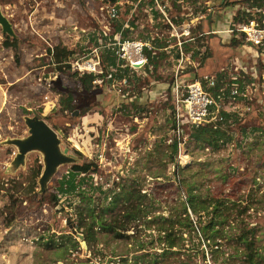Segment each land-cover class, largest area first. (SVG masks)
<instances>
[{
	"label": "rangeland",
	"instance_id": "obj_1",
	"mask_svg": "<svg viewBox=\"0 0 264 264\" xmlns=\"http://www.w3.org/2000/svg\"><path fill=\"white\" fill-rule=\"evenodd\" d=\"M238 1L0 0V11L13 31L7 35L0 26V264H121V258L127 264H147L150 258L140 261L137 244L144 243L150 254L161 253L156 243L148 244L157 239L155 223L183 199L176 164L190 170L183 177L194 182L195 193L239 206L219 227L223 238L216 241L218 246L203 243L198 254L186 252L193 255L191 261L246 264L244 245L237 240L245 229L256 241L257 261L264 264V51L228 32L240 24L233 21L243 6ZM159 5L166 7L165 14L158 12ZM115 6L118 17L113 19ZM118 26L131 41L165 38L167 52L152 75L160 82L151 86L142 70L109 80L103 62L99 70L105 76L85 89L75 69L89 60L91 50L92 59L93 51L105 55L112 50ZM9 38L16 41L18 55L5 48ZM232 38L240 43L231 45ZM178 44L182 60L176 57ZM57 46L71 52L70 68L59 69L51 62L47 50ZM207 75H223L224 86L233 78L244 87L241 98L217 101L215 118L230 115L222 126L230 140L216 150L196 144L191 128H180L183 133L178 135L170 107L175 82L201 81ZM69 96L74 109L63 110ZM24 117L45 121L61 150L75 160L57 169L44 194H39L38 184L44 168L41 154L28 153L24 165L14 170L17 149L2 144L28 135ZM174 139L178 151L170 162ZM74 165L83 172L84 199L78 192L61 196L56 190ZM120 187L145 195L140 201L145 217L129 225L128 238L116 239L96 227V241L87 244L84 227L77 228L80 214L89 207L101 213L110 191ZM247 205V212L238 216L236 211ZM183 237L186 248L198 244L195 235L192 241L187 232Z\"/></svg>",
	"mask_w": 264,
	"mask_h": 264
},
{
	"label": "trees",
	"instance_id": "obj_2",
	"mask_svg": "<svg viewBox=\"0 0 264 264\" xmlns=\"http://www.w3.org/2000/svg\"><path fill=\"white\" fill-rule=\"evenodd\" d=\"M117 1L118 0H114V3ZM237 4L243 5L241 9H238L233 17V21L237 23L251 20L259 14L261 9L264 8V0H240ZM121 28L122 26H118L115 32L120 33L122 38L126 39L124 30L121 31ZM164 39L165 38L154 39L153 49H144V54L147 57L148 64L152 67V70L149 71L148 69H145V75L143 78L146 79L151 86L157 82H160L159 76L156 75L155 77H152V75L156 73V68H158L160 60L164 58V55L167 52ZM239 43L240 41H237L235 38L231 39V45L234 46L235 44ZM247 44L250 47H253L249 43ZM4 46L5 48H11L15 55H18L16 41H10L9 38L4 43ZM258 49L259 51H264V44L263 46L258 47ZM110 51H108V53L105 55H101V53L99 55L101 64L106 63V66L109 68L108 71L110 69H117L116 72L113 73V79H110L114 80L116 77L121 78L123 73L128 72V69H119L120 67L117 68V66L121 65L122 63L118 64L113 50ZM47 52L51 58V62L57 65L59 69L61 66L70 68V64L68 63L67 59L72 56L71 52L66 51V49L60 48L58 46L51 50H47ZM189 53L191 55L193 54L191 49ZM176 57L179 58L177 49ZM108 71H105V75L108 74ZM76 72L79 74L78 71ZM105 75L84 73L80 76V80L82 86L85 89H91L96 78H102ZM223 80V75H217L216 88L212 90L214 96L217 95L216 92L223 84ZM129 83L133 84L136 82L134 80H130ZM229 84L230 87L237 85L240 93L244 90V87L240 84L239 80H231L229 81ZM241 97L237 96L236 98L238 99ZM71 101L72 96H69L67 98V103L65 105L63 104V110L71 111L74 109V107L70 105ZM229 118V114L223 113L220 120L200 123L197 126L185 124L181 126V129L184 130L185 128H191L192 131L190 137L196 144L200 146H209L216 150L221 148L224 143L230 140V135L227 134L222 128V126L227 124ZM173 124L174 130L177 132L174 120ZM183 130H179V133L177 134L180 135V133H183ZM178 143V139H174L170 145V162L175 161L178 151ZM175 167L177 170H179V174L182 176V178L178 177V172L175 173V180H177V184L181 190L183 199L178 205L169 210V215L167 218L159 217L160 220L155 223L157 239H152L150 242H148V244L152 245L153 243H156L159 247L158 250H160L161 253L156 254V252H153L150 254L149 252H145L144 243L139 242L137 244V252H142L140 255V261L144 262L146 258H150L149 262L146 261L147 264H171L175 261H178L177 264H195L193 261H191L193 255L186 252L194 253L195 251V254H198V248L203 243L208 244V246H210V243H212L213 246H218L216 241L223 238L222 230H219V227L223 226L229 220L232 211H234L236 208H239L236 203L226 204V200L215 199L212 197H202L195 193L193 189L194 182L188 181L183 177V174L186 172L189 173L190 170L179 169L180 167L177 164ZM80 168V166L74 165L72 170L68 171L66 175L62 176L56 189L59 195L65 196L78 192V197L80 196L83 199L86 197V193L80 191L81 186L84 184V178H79L80 174L83 173L80 171ZM140 192L141 191L136 188L120 187L118 192H115L114 190L110 191L112 194L110 201L107 206L101 207V213L97 214V212H95V208L89 207L85 215L80 214V220L77 228L79 229L84 227V231L82 232L84 241L87 244L91 241H96V232L94 231L96 227H99L100 231L111 233L116 239L128 238L125 233L129 231V225L133 222H138L141 215H144V206L140 201L145 197V195H141ZM117 207H119L118 211L114 212L113 209ZM249 208L250 207L247 205L242 208L241 211L237 210V215L242 216ZM104 214H108L110 219H105ZM192 216L197 217V220L194 221ZM143 217H145V215ZM203 217L205 218L204 220ZM186 232L189 235L190 241H192V235L196 236L198 239L197 245L190 243L191 246L186 248V239L183 237ZM249 236L250 231L243 229L237 238L239 244L244 245L245 263L260 264V262L257 261L258 255L254 248L256 241L251 239ZM216 253L220 254L218 251H216ZM183 255H186V260H181ZM201 256L202 259L205 260V255L202 253V251ZM120 263L127 264V258H121Z\"/></svg>",
	"mask_w": 264,
	"mask_h": 264
},
{
	"label": "built area",
	"instance_id": "obj_3",
	"mask_svg": "<svg viewBox=\"0 0 264 264\" xmlns=\"http://www.w3.org/2000/svg\"><path fill=\"white\" fill-rule=\"evenodd\" d=\"M156 3L157 0H154ZM117 3V2H116ZM163 7V8H162ZM118 7L115 6L111 9L110 17L116 19L118 17ZM165 6H158L156 9L158 12L165 14ZM128 28V26H127ZM121 31L122 28H121ZM230 33H239L241 37L245 39L247 43L253 47H261L264 44V8L261 9L258 15L247 22H242L237 26L232 25V28L228 29ZM116 43L112 48L117 63L121 65L117 66L119 69L127 68L128 71L133 74L142 70V75H145V69L149 71L152 67L148 64V59L144 54V49H153V40L145 41H131L128 39H122L120 33H116ZM151 42V43H150ZM100 49V47L97 45ZM96 50V49H95ZM179 59L185 57L183 50L181 49V44L177 47ZM94 58L92 59V50L89 60L85 61L83 65L78 66L75 71L80 74L93 73L95 75H100L102 72L99 70L101 68L100 53L98 51H93ZM96 55V56H95ZM117 69H110L106 77L110 80L113 79V73ZM136 74V73H134ZM221 74V73H219ZM141 75V74H139ZM137 75V76H139ZM105 77V78H106ZM217 75H207L203 77L201 81H193L187 84H182L180 82H175L171 89L172 103H170L171 113L173 115V120L176 124L177 133L182 125L189 124L192 126H197L200 123L220 120L221 116H214L213 111L217 105V101L226 97L228 99H235L237 96H241L237 85L224 86L222 84L216 92V96L213 95L212 90L216 88ZM115 80V78H114ZM236 80V79H231ZM126 83L127 79H123ZM228 93V94H227Z\"/></svg>",
	"mask_w": 264,
	"mask_h": 264
},
{
	"label": "water",
	"instance_id": "obj_4",
	"mask_svg": "<svg viewBox=\"0 0 264 264\" xmlns=\"http://www.w3.org/2000/svg\"><path fill=\"white\" fill-rule=\"evenodd\" d=\"M0 26L4 33L13 35L11 25L1 11ZM24 123L28 133L26 137L6 140L2 144L11 145L17 149L11 163L14 170L24 165L28 153L39 152L41 154L44 168L38 184L39 194H44L57 169L63 165L75 164V160L67 155V150H61L57 134L45 121L37 117H24ZM79 238L82 239V236L79 235Z\"/></svg>",
	"mask_w": 264,
	"mask_h": 264
},
{
	"label": "bare ground",
	"instance_id": "obj_5",
	"mask_svg": "<svg viewBox=\"0 0 264 264\" xmlns=\"http://www.w3.org/2000/svg\"><path fill=\"white\" fill-rule=\"evenodd\" d=\"M182 156V155H181ZM184 157V156H183ZM180 158H182V157H180ZM184 158H186V157H184ZM185 160H188V159H185Z\"/></svg>",
	"mask_w": 264,
	"mask_h": 264
},
{
	"label": "crops",
	"instance_id": "obj_6",
	"mask_svg": "<svg viewBox=\"0 0 264 264\" xmlns=\"http://www.w3.org/2000/svg\"><path fill=\"white\" fill-rule=\"evenodd\" d=\"M208 1H210V0H208Z\"/></svg>",
	"mask_w": 264,
	"mask_h": 264
}]
</instances>
